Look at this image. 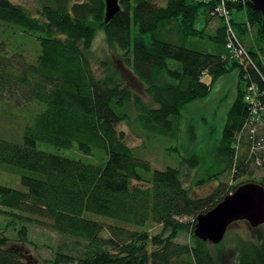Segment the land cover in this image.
Here are the masks:
<instances>
[{
	"label": "trees",
	"instance_id": "1",
	"mask_svg": "<svg viewBox=\"0 0 264 264\" xmlns=\"http://www.w3.org/2000/svg\"><path fill=\"white\" fill-rule=\"evenodd\" d=\"M248 1L231 5L232 14ZM35 2L32 13L22 4L0 0V23L34 35L42 48L31 63L19 53L8 56L0 46V95L20 99L17 104L45 107L27 125L22 144L0 140V168L19 169L26 190L0 184V215L8 220L0 226V264H32L25 261L24 248L35 246L29 229L39 222L34 217L49 220L48 227L64 238L45 264H218L211 244L194 234L197 218L243 184L264 187V178H252L254 167L264 168L257 163L263 152H253L264 139V127L254 138L244 130L251 114L246 88L255 84L264 93L263 15L245 7L247 23L232 19L254 61L243 67L233 57L187 47L191 37L226 47L223 21L212 35L196 28L202 9L207 24L218 18L212 14L218 0H120L121 11L109 23L106 0ZM99 33L124 68L146 87L149 104L126 85L123 72L113 69L109 57L95 59ZM96 62L104 69L101 75ZM235 71L246 87L239 88L216 151L223 168L195 185L227 174L235 184L221 181L207 196H194L180 169L154 170L136 155L118 126L130 122L135 112L148 138L158 134L178 140L183 110L206 99L215 83ZM206 74L212 77L211 85L203 82ZM41 143L68 150L77 145L86 155L99 150L108 159L99 166L85 164L41 151ZM186 162L195 166L199 160ZM244 176L250 178L239 181ZM151 223L164 230L151 236L127 228L144 229ZM107 231L109 237L104 236ZM254 231L255 240L238 239V264H264V233ZM183 233L191 235V244L178 242Z\"/></svg>",
	"mask_w": 264,
	"mask_h": 264
},
{
	"label": "rangeland",
	"instance_id": "2",
	"mask_svg": "<svg viewBox=\"0 0 264 264\" xmlns=\"http://www.w3.org/2000/svg\"><path fill=\"white\" fill-rule=\"evenodd\" d=\"M15 3L22 4L32 13H35V0H12ZM202 1V0H199ZM163 2V1H162ZM160 4L164 5L165 3ZM233 19L238 23H247V11L245 7L233 9ZM222 24V20L216 18L207 24L206 12L201 10L196 22L197 29H206L207 34L212 35L216 28ZM3 45L8 56L16 53L24 55L27 62H35L41 54L42 48L40 41L27 32H24L16 25L0 23V46ZM187 47L201 53L219 54L225 57H232L230 51L225 46L216 44L206 38L188 39ZM95 59L110 58L114 70L123 72L125 83L137 93L142 100L149 104L151 99L146 93V87L140 84L131 72L124 68V62L120 60L119 55L110 49L105 42L103 33H99L94 46ZM95 68L99 75L104 69L96 62ZM203 82L211 85L212 77L208 74L203 76ZM242 90L246 87L244 81H240L239 73L232 72L211 88V94L204 100L198 101L187 106L183 110L181 121L180 138L178 140L161 136L158 134H149L151 139L143 132L142 127L136 121L137 114L132 113L130 122H124L118 126L120 131L125 132L127 143L136 148V155L151 163L152 168L165 169L168 167L178 168L181 170L182 179L194 196H207L212 190L224 181L229 184H235L231 180L230 174L220 176L219 180H209L206 184L195 185L199 179H207L209 176L221 171L220 161L217 158V148L223 137L228 114L237 98L239 88ZM20 99L10 97L5 94L0 95V140L8 141L15 144H22L24 140L25 129L31 123L35 115L45 109L44 105L36 103L17 104ZM38 149L47 153L57 154L59 156L81 161L85 164L99 166L104 164L108 157L99 150H94L92 155L82 153L76 145L73 149H62L52 145L39 144ZM197 157L199 163L195 166L189 165L186 160ZM250 176L241 177L239 181L249 179ZM252 178L260 181L264 178V168H253ZM0 184L9 186L14 189L25 190L21 184V171L16 168L2 166L0 168ZM39 222H34L29 227L31 240L35 246L29 244L25 246V261L32 264H45V260H51L58 247L64 242V238L58 233L53 232L49 227V220L40 217H34ZM109 225H117L111 220L102 219ZM8 220L0 215V226L3 227ZM184 222L191 221L184 219ZM132 231H148L151 236L159 235L163 230L162 225L151 223L144 229L136 227H127ZM246 221L236 222L228 231L224 242L212 246L213 253L218 259V264H238L237 246L239 238H254L255 231ZM260 233H264V225L259 227ZM13 237V233H7ZM105 237H109V232H105ZM178 242L181 244H191L192 237L190 234L183 233Z\"/></svg>",
	"mask_w": 264,
	"mask_h": 264
},
{
	"label": "water",
	"instance_id": "3",
	"mask_svg": "<svg viewBox=\"0 0 264 264\" xmlns=\"http://www.w3.org/2000/svg\"><path fill=\"white\" fill-rule=\"evenodd\" d=\"M242 7H250L263 15L264 0H249ZM121 11L120 0H106L105 23H109ZM246 221L252 228L264 225V187L250 182L238 187L221 203L197 218L195 236L211 245H220L231 225Z\"/></svg>",
	"mask_w": 264,
	"mask_h": 264
},
{
	"label": "built area",
	"instance_id": "4",
	"mask_svg": "<svg viewBox=\"0 0 264 264\" xmlns=\"http://www.w3.org/2000/svg\"><path fill=\"white\" fill-rule=\"evenodd\" d=\"M239 1L244 2L245 0H218L212 14L225 23L227 34L226 48L230 51L233 59L238 61L243 67H248L250 64H253L254 61L246 47L239 41L232 25L233 14L230 7ZM263 97L264 93H262L255 84H251L246 88L245 102L249 105L251 114L244 130L248 129L253 138L258 132V128L264 127V119H262V113H264ZM256 150L263 152V157L259 158L257 162L258 165L262 166L264 165L263 138L257 142L256 147L253 148V152Z\"/></svg>",
	"mask_w": 264,
	"mask_h": 264
},
{
	"label": "crops",
	"instance_id": "5",
	"mask_svg": "<svg viewBox=\"0 0 264 264\" xmlns=\"http://www.w3.org/2000/svg\"><path fill=\"white\" fill-rule=\"evenodd\" d=\"M218 27H220V26H218ZM218 27H217V28H218ZM217 28H216V29H217ZM218 82H219V81H218ZM218 82H217V84H218Z\"/></svg>",
	"mask_w": 264,
	"mask_h": 264
}]
</instances>
